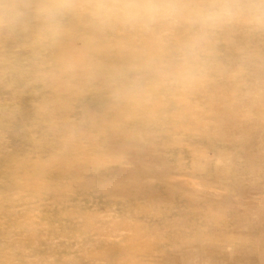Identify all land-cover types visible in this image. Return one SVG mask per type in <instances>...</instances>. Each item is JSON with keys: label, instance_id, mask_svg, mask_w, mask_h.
<instances>
[{"label": "rangeland", "instance_id": "rangeland-1", "mask_svg": "<svg viewBox=\"0 0 264 264\" xmlns=\"http://www.w3.org/2000/svg\"><path fill=\"white\" fill-rule=\"evenodd\" d=\"M40 27L0 32V264H264V23L182 82V30Z\"/></svg>", "mask_w": 264, "mask_h": 264}, {"label": "clouds", "instance_id": "clouds-1", "mask_svg": "<svg viewBox=\"0 0 264 264\" xmlns=\"http://www.w3.org/2000/svg\"><path fill=\"white\" fill-rule=\"evenodd\" d=\"M86 14L101 25L119 24L147 34L183 36L171 65L153 61L152 70L176 82L191 79L211 55L213 37L225 26L247 18L264 23V0H0V32L15 33L27 22L40 24L38 44L58 40L69 15Z\"/></svg>", "mask_w": 264, "mask_h": 264}]
</instances>
